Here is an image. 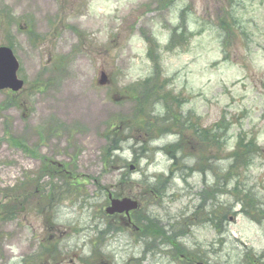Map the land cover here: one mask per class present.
<instances>
[{
  "label": "rangeland",
  "instance_id": "rangeland-1",
  "mask_svg": "<svg viewBox=\"0 0 264 264\" xmlns=\"http://www.w3.org/2000/svg\"><path fill=\"white\" fill-rule=\"evenodd\" d=\"M0 46L25 83L0 89V264H264V0H0Z\"/></svg>",
  "mask_w": 264,
  "mask_h": 264
},
{
  "label": "trees",
  "instance_id": "trees-1",
  "mask_svg": "<svg viewBox=\"0 0 264 264\" xmlns=\"http://www.w3.org/2000/svg\"><path fill=\"white\" fill-rule=\"evenodd\" d=\"M150 81V80H149ZM147 81L145 86H144V90H143V94L141 95V98L137 100V105H136V109H137V114L139 116V120H138V128L140 129L141 127L143 129H146L147 131L153 133L154 130H160L159 133L161 134H165L166 131L169 130V128H171L172 126H174L175 124V119H173L172 117L168 116L166 118L163 119V122H158L159 119H161L162 117H156L157 122L155 124L148 122L144 117L147 116L149 114V109L151 106V101L153 97H155V93L153 92L154 89H152V85L151 83ZM154 111V107L152 108V112ZM151 112V114H152ZM171 113V112H168ZM140 121V122H139ZM169 121V122H168ZM168 125V126H166ZM171 125V126H170ZM208 132L210 133V130H208ZM121 141L118 138H113L110 140V146L108 147V152L110 154L113 153V151L120 149V145H121ZM251 144L248 145H243L240 146L239 149L237 151L233 152V163L231 165V169H233V167L236 166H244V167H249L251 165L254 164L255 161V156L258 152H253L254 150L251 149ZM144 148V147H143ZM182 148L181 143L178 141L175 144L169 145V147H167V151L168 153H172L173 157H176V161L178 160L177 157V153L178 151ZM46 158L43 157V162L46 164H43V169H41V171L43 172H49V168L46 162ZM176 161L173 162L172 167L174 168L176 166ZM50 172L52 173V170L50 169ZM45 174V173H43ZM172 175H174V171L171 170L170 174L168 176H158L155 179V182L153 184H151L150 186L148 185V187L152 188L154 191L157 192V194L162 195L164 188L170 183L171 179H172ZM234 190H236L234 188ZM58 193V190L56 188H53V191L50 193V197H56V194ZM153 193H151L152 195ZM255 203H257L258 205V201H255ZM139 214V213H138ZM144 216H139L136 215V217L134 216L133 219L136 220V222H139L140 220H142L141 218ZM142 232L144 233L143 236H141L142 238L145 239H158V238H164L166 242L171 243L172 245L175 246V242L174 239L171 235L168 234V232L164 231L163 229H161V227H159L158 225H149L147 227H145ZM48 250H52L51 248Z\"/></svg>",
  "mask_w": 264,
  "mask_h": 264
},
{
  "label": "water",
  "instance_id": "water-1",
  "mask_svg": "<svg viewBox=\"0 0 264 264\" xmlns=\"http://www.w3.org/2000/svg\"><path fill=\"white\" fill-rule=\"evenodd\" d=\"M20 63L15 56L12 48L0 46V89H11L14 92L20 91L24 86V81L18 77ZM108 77L104 71L101 72L100 84H105ZM139 204L131 198H111L106 212L110 215L125 213L129 216L130 212L136 210Z\"/></svg>",
  "mask_w": 264,
  "mask_h": 264
}]
</instances>
